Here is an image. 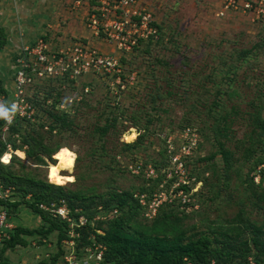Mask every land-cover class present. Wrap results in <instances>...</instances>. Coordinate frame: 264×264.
Returning <instances> with one entry per match:
<instances>
[{
	"label": "rangeland",
	"instance_id": "374dc122",
	"mask_svg": "<svg viewBox=\"0 0 264 264\" xmlns=\"http://www.w3.org/2000/svg\"><path fill=\"white\" fill-rule=\"evenodd\" d=\"M86 1L89 8L97 10L95 3L93 5L90 0ZM157 1L152 4V7L159 8L152 14L160 28L157 38L144 39V42L151 41L148 49L144 44L133 43H130V48L124 49L106 41L101 28L95 32L89 21L90 14L81 18L90 35L86 38L75 37L62 33L61 29L50 32L39 30L41 24L54 22H40L47 16L43 12L38 13L37 0H0V79L5 90L0 96H3L4 107L10 112L14 93L13 56L23 42L31 43L43 37L51 50L60 43L74 42L95 51L97 56L115 61L113 70L89 71L66 82L63 90L54 84L56 92L53 96L62 104L58 109L67 110L73 121L70 131L53 132L50 136L46 128L41 129L38 125L40 122L48 125V121L36 113L33 106L21 117L30 121L23 125L22 132H34L33 136L42 144L51 147L61 145L67 150L57 151L51 159L41 157L44 162L35 164V159L26 156L25 147L19 154L12 150L8 142L12 139L19 144L20 129L18 134L10 135L8 125L2 128L0 139L9 143L5 152L26 166L24 172L28 176L47 182L52 178L54 181H65L64 187L67 189H85L95 195L105 194L108 187L119 192L133 188L139 191L137 188L144 186L151 189V194H142L144 199L152 202L148 216L158 212L159 206L167 202V205L172 204L179 217L184 215L183 224L186 227L200 226L206 220L223 221L232 218L243 207L240 200L245 193L241 183L247 168L239 167L240 178L234 172L230 173L228 191L233 192L231 201L224 200V192L216 202L209 200L216 176L222 180V159L212 132L203 126L204 122L208 123L205 111L214 98V92L225 86L221 102L227 108L234 107L240 112L233 119V131L226 146L233 150L238 146V140L249 132L244 114L249 109L247 102L264 91V26L250 23L247 17L236 13L217 18L216 11L213 12L210 6L212 3L204 7L203 0ZM75 8L85 9L82 1ZM201 8L207 10L206 15ZM58 24L61 23L58 21ZM247 50L251 53L248 52L245 58L238 56ZM237 59L242 60L238 62ZM31 88L29 86L25 90L28 96L32 94ZM227 90L229 96L225 95ZM152 97L157 99L152 100ZM38 99H41V95ZM25 103H29L26 98L20 106L23 107ZM114 116H117L114 126L100 138L96 129ZM185 120L189 122L186 124ZM134 122L138 123L137 127L133 125ZM185 124L189 125L185 128L193 130L192 140L178 139V133L182 130L180 126ZM139 136L142 142L139 147L123 150L122 144L132 143ZM181 149L186 151L188 157L178 153ZM212 153L215 154L213 159L205 160ZM258 155L256 153L255 156ZM163 156H167V159L156 168L154 163L163 160ZM59 162L62 163V170L55 177L50 173V165ZM18 163L16 161L13 165L16 171L21 164ZM178 166L183 174H178ZM260 168L262 166L250 174L254 184L259 183L257 173ZM2 188L5 187L0 184V190ZM10 198L19 200L13 188H10L6 200ZM116 213L100 211L93 222L109 219ZM263 215L251 213L249 217L260 223L264 220ZM68 217L67 239L58 243L56 231L47 236H23L26 245L7 250L3 261L6 264H40L59 254L55 264H65L64 257L72 248L77 255L81 254L74 232L76 222L69 214ZM8 218L12 228L10 233L17 227L34 230L41 225L39 216L23 204L10 212ZM151 220L143 218L142 221L149 225ZM97 232L101 234V231ZM91 239V236L88 237V240Z\"/></svg>",
	"mask_w": 264,
	"mask_h": 264
},
{
	"label": "trees",
	"instance_id": "16d2710c",
	"mask_svg": "<svg viewBox=\"0 0 264 264\" xmlns=\"http://www.w3.org/2000/svg\"><path fill=\"white\" fill-rule=\"evenodd\" d=\"M91 3L94 5L95 2L91 1ZM152 25L157 29L158 35L160 28L154 18ZM149 41L144 42V40L138 39L136 45L144 44L145 49H148L151 44ZM248 52L251 53L247 50L239 53L238 56L243 59ZM241 60L237 59L238 62ZM54 84L59 86L60 90L64 89L60 79L52 78L45 82L35 83L31 88L33 89L32 94L25 96L36 113H40L48 121V125L44 122H40L38 125L41 129L46 128L45 130L50 136L53 132L70 131L73 126V121L67 110L58 109L62 104L58 98L53 96L56 92ZM225 88V86L224 88L220 87L214 92V98L205 111L208 123L204 122L203 126L212 132L211 136L222 159V180L216 176L209 196L212 203L222 198V192L225 194L224 200L231 201L233 192L228 191L230 173L234 172L240 178L239 167L247 168L245 179L241 183L245 193L240 200L243 207L239 208L232 218L214 222L206 220L200 226L193 225L189 228L183 224L184 215L179 217L175 208L171 206L172 204L167 205V202L163 203L165 205H158L159 211L152 216L147 215L152 202L144 199L142 194L143 192L151 194L150 188L142 186L137 188L139 191H134L133 188L118 192L116 189L108 187L103 195L91 194L88 190L80 188L70 190L64 187L65 181H54L52 178V180L48 179L49 183L46 180L28 176L24 172L26 166L18 158L12 156L7 164L0 163V184L5 188H13L14 194L19 196V200L13 201L11 198L0 200V205L4 206L9 217L10 212L23 204L33 214L39 216L41 225L34 230L15 228L10 233L9 239L4 240L0 248L1 264H6L3 261V256L7 250H11L17 245H26L23 236L33 234L47 236L56 231L58 243L67 239V221L54 216L49 210L41 209L40 205L53 208L65 205L70 218L76 224L79 217L82 216L86 220L85 224L76 225L74 229V232L78 233L77 249L93 243L101 245L103 247L102 264H264V220L258 223L249 217L251 213L264 214V91L259 92L247 102L249 109L244 111V114L249 132L238 140V146L230 150L226 144L233 131V119L240 112L234 107L227 108L221 102V94ZM0 93H5L1 79ZM229 94V90L225 91L226 96ZM40 95L41 99L39 100ZM157 98L152 97V100ZM192 108L193 106H191ZM116 119L117 116H114L106 124L96 129L100 138L114 126ZM28 120L21 117L13 118L8 126V133L10 135L18 134L19 129H23L25 123H30ZM5 121V118H0V135ZM188 122L185 120L186 124ZM186 124L180 126L181 129H184L185 126L189 127ZM133 125L137 127L138 123L134 122ZM138 129L146 130L147 127H138ZM33 133L21 130L19 144L9 139L8 142L12 150L22 154L21 150L25 147L26 156L35 159L37 162L35 164L44 162L41 157L51 159L57 151L67 150L61 145H55V147L44 145L36 136H33ZM140 141L141 137L139 136L132 143L122 144L123 150L136 149L142 144ZM8 142H3L0 139V157L6 151ZM99 149L102 151L101 147ZM256 153L259 155L255 156ZM208 156L209 158H205V160H212L215 154L212 153ZM166 159L167 156H163V160L154 163V166L159 168ZM16 161L21 163H18L19 170L17 171L13 166ZM260 166L262 168L257 173L259 183L254 184L250 174ZM174 178L176 179V176ZM136 192L141 194H136ZM100 211H115L117 213L109 219L93 222ZM143 218L152 219L151 223L145 224L142 221ZM97 231H101V234ZM90 236L93 237V240H88ZM58 257L59 254H56L48 262H40V264H55Z\"/></svg>",
	"mask_w": 264,
	"mask_h": 264
},
{
	"label": "built area",
	"instance_id": "2783aa9c",
	"mask_svg": "<svg viewBox=\"0 0 264 264\" xmlns=\"http://www.w3.org/2000/svg\"><path fill=\"white\" fill-rule=\"evenodd\" d=\"M90 1H94L97 6V10L91 9L89 13L92 28L95 32H98L101 28L106 41L109 43H114L119 48L128 49L130 43L134 45L138 39L157 38V29L152 25V12L141 6L139 0ZM229 13L243 15L247 17L250 23L264 25V0H223L220 8L215 12V16L223 18ZM109 16L113 18L110 19ZM114 66V59L97 56L95 51L74 42L69 44L60 43L54 50L49 48L43 37L38 38L31 44L20 45L15 56H13L12 83L14 93L11 101L12 111L8 112L7 117L0 115V118L6 120L4 127L7 128L11 124L15 115L23 117L30 109L31 105L29 103L28 105L25 103L23 107L20 106L24 102L27 87L52 78L60 79L64 87L66 82L72 81L89 71L95 72L103 69L109 72L113 70ZM119 71L117 73H120ZM61 107L62 105H60ZM0 109H6L3 104V96H0ZM192 132V129L184 128L178 133V139L192 140L194 137ZM178 153L185 158L188 157L184 149H181ZM10 157L11 154L9 159ZM179 168L180 166L176 169L178 174H183L179 171ZM2 189L0 190V200L4 201L9 197L10 188ZM39 207L46 211L49 210L54 216L62 220L70 221L66 207L53 208L45 205ZM85 222L86 220L83 217H79L76 225L82 226ZM11 229L7 211L3 205H0V248L3 241L9 239ZM76 234V237H78V233ZM91 240H93V237ZM80 251L81 254L78 253L77 255L74 248H72L68 255L64 257L65 264H102L103 247L101 245L94 243L83 245Z\"/></svg>",
	"mask_w": 264,
	"mask_h": 264
},
{
	"label": "crops",
	"instance_id": "0c3cea01",
	"mask_svg": "<svg viewBox=\"0 0 264 264\" xmlns=\"http://www.w3.org/2000/svg\"><path fill=\"white\" fill-rule=\"evenodd\" d=\"M79 1H82V5L85 7L84 8H78V10L75 8V6L79 3ZM223 0H213L211 2L203 0L202 4H204V7L210 3H212L211 8L212 11L215 12L220 8V5ZM140 5L147 8L150 10L152 13H154L155 9H159L158 7H152V4H155L156 1L152 0H139ZM90 3V2H89ZM86 0H37V10L38 13L43 12L46 14L47 18H45L43 21L44 22L47 20L52 21L51 23L53 24H41V28L39 30H44V31H57L58 29H61V32L64 33H70L72 36H80V37H88L90 35V32H88L82 21L81 18L84 16L86 17L87 14L91 12V7L89 8L87 5ZM90 5H92L90 3ZM204 10L205 8H201ZM78 11V12H77ZM88 11V12H87ZM207 10H204V13L206 15ZM61 20V21H60ZM80 20V21H79ZM58 21L61 24H58ZM86 34L87 36H85ZM88 40V39H87ZM27 42H23L22 44H26ZM33 43V42H31ZM27 43V44H31Z\"/></svg>",
	"mask_w": 264,
	"mask_h": 264
},
{
	"label": "bare ground",
	"instance_id": "6f19581e",
	"mask_svg": "<svg viewBox=\"0 0 264 264\" xmlns=\"http://www.w3.org/2000/svg\"><path fill=\"white\" fill-rule=\"evenodd\" d=\"M132 138V137H131ZM1 162L2 163H7L8 162V158H9V154L7 152L3 153V155L1 156ZM62 163H54L50 165V173L51 175L58 177L59 175V171L61 169ZM67 168V167H66ZM62 170V169H61Z\"/></svg>",
	"mask_w": 264,
	"mask_h": 264
},
{
	"label": "clouds",
	"instance_id": "9594fccd",
	"mask_svg": "<svg viewBox=\"0 0 264 264\" xmlns=\"http://www.w3.org/2000/svg\"><path fill=\"white\" fill-rule=\"evenodd\" d=\"M0 115L7 117L8 116V109H0ZM4 164H7V163H4Z\"/></svg>",
	"mask_w": 264,
	"mask_h": 264
}]
</instances>
